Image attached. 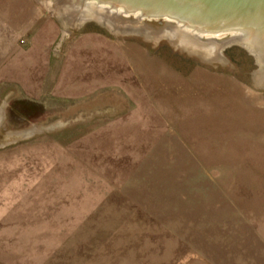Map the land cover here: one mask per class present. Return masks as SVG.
I'll return each mask as SVG.
<instances>
[{
    "label": "crops",
    "instance_id": "crops-1",
    "mask_svg": "<svg viewBox=\"0 0 264 264\" xmlns=\"http://www.w3.org/2000/svg\"><path fill=\"white\" fill-rule=\"evenodd\" d=\"M62 48V30L37 0H0V264H264V184L253 176L264 172V128L216 130L217 88L205 96L213 121L192 120L198 88L184 79L177 99L159 63L103 33ZM114 85L133 102L115 119L83 133L31 124L46 112L33 102ZM47 130L54 135L31 139ZM223 147L249 149L230 164L250 165V187H207L205 150Z\"/></svg>",
    "mask_w": 264,
    "mask_h": 264
},
{
    "label": "rangeland",
    "instance_id": "rangeland-1",
    "mask_svg": "<svg viewBox=\"0 0 264 264\" xmlns=\"http://www.w3.org/2000/svg\"><path fill=\"white\" fill-rule=\"evenodd\" d=\"M37 2L45 10L47 18H53L62 30L64 48L69 41L86 31L103 33L114 42L132 46L133 51H136L133 52L135 55L142 54L143 62L146 60L147 63L148 61L159 63L158 70L164 71L163 76L167 75L169 78L168 82L172 84L173 90L170 92H173L177 99L185 98L188 84L184 79H187V82L191 83V92L197 88L198 92L200 91V95L191 94L190 97L194 101L192 106L195 107L190 109L193 111L192 120L213 121L210 113L212 104L205 99V96L207 95L209 99L210 93L217 88L222 97L223 125L219 129L218 122L212 124L217 125L216 130H223L222 135L234 137L233 130L242 129L241 125L264 128V118H262L264 115L258 118L255 116L258 113L254 111V109L264 110V84H260L264 69L259 70L260 66L255 55L242 44L233 42L221 46L217 39L214 40L216 42L213 39L205 41L196 36H194L195 43L187 44L178 35L176 37L169 28L174 24L168 23L163 17L140 18L134 12H120L114 8L110 9L109 13L88 14L83 12L85 3L82 0H37ZM226 35L225 33L220 38ZM247 40L252 41L249 37ZM140 47L142 53L137 52ZM126 70L127 74L130 72L131 75L133 71L131 65H127ZM113 79H124V74H118ZM108 88L80 100L45 98L42 102H33L35 105L32 106L33 108L38 110L41 106L46 112L41 116L37 114L32 118L34 121L31 124L47 127L63 125L64 129L73 128L75 133H83L94 124H103L115 119L127 112L133 106V102L129 99V91L124 86L114 85ZM195 99H199V102ZM122 101L126 102V106H123ZM15 103L14 107L18 108V101ZM196 103H199L197 108L200 111L196 110ZM195 115L198 117H194ZM180 118H185L182 112ZM248 118L250 119L247 121ZM231 122H234L233 129L224 125ZM237 124L239 126H236ZM213 128L211 129L214 130ZM52 135L54 131L47 130L41 136L37 133L31 139L49 138ZM259 151L264 152V149ZM205 153L206 160L208 163L211 162L209 163L211 165H206L205 171L203 170L208 176V188L244 189L251 186L253 178L250 176L253 172L250 165L230 164L231 161L236 160V156L246 158L249 149L207 148ZM255 175H253L254 184L257 186L264 184V172L263 176ZM15 187L18 188V185Z\"/></svg>",
    "mask_w": 264,
    "mask_h": 264
},
{
    "label": "water",
    "instance_id": "water-1",
    "mask_svg": "<svg viewBox=\"0 0 264 264\" xmlns=\"http://www.w3.org/2000/svg\"><path fill=\"white\" fill-rule=\"evenodd\" d=\"M106 9L138 12L140 18L163 17L200 39H217L222 46L238 42L253 53L252 44L264 52V0H96ZM226 37L220 38L221 35ZM244 38L246 41H239Z\"/></svg>",
    "mask_w": 264,
    "mask_h": 264
},
{
    "label": "bare ground",
    "instance_id": "bare-ground-1",
    "mask_svg": "<svg viewBox=\"0 0 264 264\" xmlns=\"http://www.w3.org/2000/svg\"><path fill=\"white\" fill-rule=\"evenodd\" d=\"M83 2L85 1V0H82ZM102 1V0H101ZM82 2V3H83ZM85 4L83 5L85 8L83 9L84 11V13H90V14H96V13H99V14H104V13H109V11L111 12V10H109V9H106L105 8V6H106V4H105V2H103L102 1V3L103 4H98L97 3V1L96 0H87V1H85L84 2ZM105 5V6H104ZM118 11H120L121 12V8H119L118 9ZM136 15H138V12L137 11H135L134 12ZM86 15V14H85ZM94 16V15H93ZM172 31H173V33L174 34H176V37H177V35L183 40V41H185V42H187V44L189 43H195V41H194V36L193 35H191L190 33H188V32H185L184 30H182V28H180V27H178V26H176V25H170V27H169ZM172 33V34H173ZM215 39H213V41H214ZM239 41H246L244 38H239L238 39ZM203 41V40H202ZM206 41V40H205ZM210 42H212V41H210ZM214 42H216V41H214ZM214 42H213V44H214ZM217 42H219V45H221L222 46V42L220 41V40H218ZM247 42H248V40H247ZM252 41H250V44L253 46V49H254V52H256V54L258 55V58H260V61L262 62V61H264V52L263 51H261V49L259 50L258 49V47L257 46H255L254 44L255 43H251ZM212 44V43H211ZM216 44V43H215ZM211 46H213V45H211Z\"/></svg>",
    "mask_w": 264,
    "mask_h": 264
},
{
    "label": "built area",
    "instance_id": "built-area-1",
    "mask_svg": "<svg viewBox=\"0 0 264 264\" xmlns=\"http://www.w3.org/2000/svg\"><path fill=\"white\" fill-rule=\"evenodd\" d=\"M25 42H26L25 38H22V39L20 40V43H21V44H24Z\"/></svg>",
    "mask_w": 264,
    "mask_h": 264
}]
</instances>
